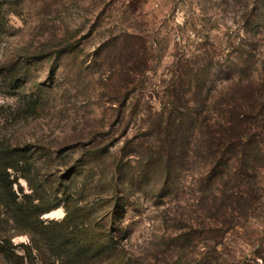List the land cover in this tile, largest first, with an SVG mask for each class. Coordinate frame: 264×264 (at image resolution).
I'll return each mask as SVG.
<instances>
[{
	"label": "rangeland",
	"instance_id": "1",
	"mask_svg": "<svg viewBox=\"0 0 264 264\" xmlns=\"http://www.w3.org/2000/svg\"><path fill=\"white\" fill-rule=\"evenodd\" d=\"M261 79L264 0H0V145L35 152L58 205L44 220L61 221L71 195L123 237L112 264H264V156L240 177L230 162L210 178L196 122L222 120ZM165 104L192 119L169 182L171 149L149 128ZM14 227L1 212L0 239Z\"/></svg>",
	"mask_w": 264,
	"mask_h": 264
},
{
	"label": "trees",
	"instance_id": "2",
	"mask_svg": "<svg viewBox=\"0 0 264 264\" xmlns=\"http://www.w3.org/2000/svg\"><path fill=\"white\" fill-rule=\"evenodd\" d=\"M206 76L205 70L198 69L192 75L194 79L189 80L188 90L191 91L195 84L196 99L204 93ZM241 93L242 101L227 100L222 120L215 123L204 118L196 120L203 138L201 141L205 143L203 155L209 163L207 173L210 178H223L224 168L230 162L234 163V174L240 177L256 170L264 156V79L257 87L244 88ZM162 111L149 128L152 131L162 130L164 141L171 149L165 167L169 182L173 171L170 162L175 159L178 144L186 137L187 126L192 119L175 115V109L168 104ZM166 111L169 114L164 119ZM206 135L207 138H204ZM38 162L35 152L27 146L0 145V213H6L15 226L11 236L0 239L1 264H36L34 251L49 259L44 264H112L121 259L123 237L110 230L103 220L94 224L88 221L89 210L80 207L71 195L64 196L66 214L61 221L42 218L58 205L51 206L48 190L39 180ZM20 179L27 182L30 193H25L22 187L20 194L13 189L14 185H20ZM112 199L114 207L120 204V198ZM115 211L109 209L105 218H110ZM21 234L28 235L29 243L14 244L12 238Z\"/></svg>",
	"mask_w": 264,
	"mask_h": 264
}]
</instances>
